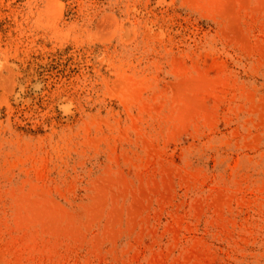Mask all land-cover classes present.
<instances>
[{
  "label": "rangeland",
  "instance_id": "374dc122",
  "mask_svg": "<svg viewBox=\"0 0 264 264\" xmlns=\"http://www.w3.org/2000/svg\"><path fill=\"white\" fill-rule=\"evenodd\" d=\"M0 264H264V0H0Z\"/></svg>",
  "mask_w": 264,
  "mask_h": 264
}]
</instances>
